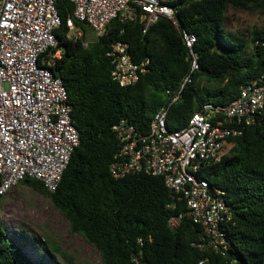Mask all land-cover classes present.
Masks as SVG:
<instances>
[{"label": "trees", "instance_id": "trees-1", "mask_svg": "<svg viewBox=\"0 0 264 264\" xmlns=\"http://www.w3.org/2000/svg\"><path fill=\"white\" fill-rule=\"evenodd\" d=\"M176 5L178 26L196 37L199 70L169 109V130L183 128L206 102L230 103L242 85L264 71V26L243 37L228 32L225 25L229 7L264 16V0H178ZM56 8L61 25L54 34L63 54L50 69L67 92L79 145L54 192L48 193L38 180L21 183L47 196L71 232L97 249L102 264H198L206 257V264H264V108L259 122L231 139V148L218 161L200 169V178L224 191L233 218L224 226L229 239L226 257L200 251L191 245L197 242L199 228L162 178L138 173L114 179L109 174L119 148L113 125L126 119L146 133L166 102L165 90L176 89L188 70L179 33L166 19L145 32L139 19L114 20L84 48L67 37L65 20L72 4L56 0ZM117 42L127 44L134 62L150 60L149 71L132 86L121 87L111 79L106 53ZM178 215L179 226L170 229L168 220ZM41 251L49 255L46 245ZM32 263L0 221V264Z\"/></svg>", "mask_w": 264, "mask_h": 264}, {"label": "built area", "instance_id": "built-area-1", "mask_svg": "<svg viewBox=\"0 0 264 264\" xmlns=\"http://www.w3.org/2000/svg\"><path fill=\"white\" fill-rule=\"evenodd\" d=\"M177 1L68 0L73 11L65 20L67 37L86 48L89 42L78 24L99 37L114 20L136 19L144 22V32L166 19L179 33L188 70L176 89L165 90L166 102L154 113L146 133L126 119L113 125L119 148L109 174L114 179L138 173L162 178L176 201L184 204L186 217L200 230L191 245L226 257L229 239L224 226L232 223V212L224 191L210 186L199 172L231 148V139L260 121L264 71L242 85L230 103L206 102L183 128L169 130L168 111L199 70L196 37L178 26ZM60 25L56 0H0V199L24 179L38 180L48 193L54 192L79 145L67 92L50 69L63 54L54 34ZM106 56L112 66L111 79L121 87L136 84L149 71L150 60L134 62L127 44H112ZM181 220V215L171 217L169 228L176 229ZM208 262L206 257L198 264Z\"/></svg>", "mask_w": 264, "mask_h": 264}, {"label": "rangeland", "instance_id": "rangeland-1", "mask_svg": "<svg viewBox=\"0 0 264 264\" xmlns=\"http://www.w3.org/2000/svg\"><path fill=\"white\" fill-rule=\"evenodd\" d=\"M225 17L226 30L238 36L246 37L247 32L264 26L263 15L240 9L229 7ZM85 37L89 43L96 38L88 27ZM0 221L32 264H102L97 249L71 232L67 219L48 197L24 183L0 199ZM41 244L49 255L41 251Z\"/></svg>", "mask_w": 264, "mask_h": 264}]
</instances>
